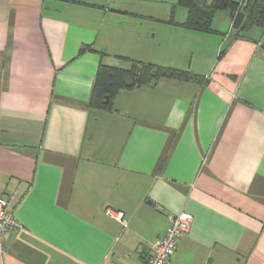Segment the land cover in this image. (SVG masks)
<instances>
[{
    "label": "crops",
    "instance_id": "1",
    "mask_svg": "<svg viewBox=\"0 0 264 264\" xmlns=\"http://www.w3.org/2000/svg\"><path fill=\"white\" fill-rule=\"evenodd\" d=\"M104 2L0 0V199L23 225L0 264H143L181 212L191 229L167 264H264L263 30L179 26L211 49L191 72L203 81L97 109L99 42L130 30Z\"/></svg>",
    "mask_w": 264,
    "mask_h": 264
},
{
    "label": "rangeland",
    "instance_id": "2",
    "mask_svg": "<svg viewBox=\"0 0 264 264\" xmlns=\"http://www.w3.org/2000/svg\"><path fill=\"white\" fill-rule=\"evenodd\" d=\"M104 7L110 17L120 15L128 21L130 29H112L110 40L113 41L99 42L98 48L108 52L106 63L109 66L128 70L132 62H139L192 72L197 71L200 49L214 58L208 43L203 46L197 40L192 42L185 31L179 29L187 20V10L178 5V0H105ZM225 16L234 21L231 11H220L214 19L215 29H226ZM260 29L263 30L261 39H264V29ZM243 36L251 37V32H244ZM198 69L204 71L205 67Z\"/></svg>",
    "mask_w": 264,
    "mask_h": 264
},
{
    "label": "trees",
    "instance_id": "3",
    "mask_svg": "<svg viewBox=\"0 0 264 264\" xmlns=\"http://www.w3.org/2000/svg\"><path fill=\"white\" fill-rule=\"evenodd\" d=\"M178 5L187 10V20L182 27L207 34L220 33L213 27L215 16L220 11L243 12L245 20L240 30H233L236 38L254 28L264 29V0H178ZM235 18V17H234ZM225 48L220 57L225 54ZM130 69H120L106 64L98 68L90 106L111 110L113 102L122 90L154 87L162 79L184 82H200L203 78L188 71L159 65L132 62Z\"/></svg>",
    "mask_w": 264,
    "mask_h": 264
},
{
    "label": "built area",
    "instance_id": "4",
    "mask_svg": "<svg viewBox=\"0 0 264 264\" xmlns=\"http://www.w3.org/2000/svg\"><path fill=\"white\" fill-rule=\"evenodd\" d=\"M106 215L120 222L124 228L128 227L123 212L107 209ZM192 221V215L187 212L171 215L168 231L151 244V256L143 264H167L178 250L180 242L189 234ZM22 229L23 225L15 217L11 203L0 199V255H4L7 251L5 239L8 232H19Z\"/></svg>",
    "mask_w": 264,
    "mask_h": 264
},
{
    "label": "water",
    "instance_id": "5",
    "mask_svg": "<svg viewBox=\"0 0 264 264\" xmlns=\"http://www.w3.org/2000/svg\"><path fill=\"white\" fill-rule=\"evenodd\" d=\"M245 20V14L243 12H238L237 15L234 18L233 24H232V29L233 30H240V28L243 25V22Z\"/></svg>",
    "mask_w": 264,
    "mask_h": 264
}]
</instances>
